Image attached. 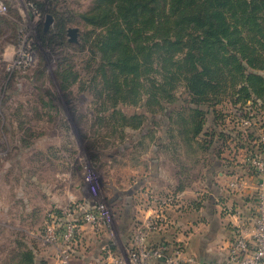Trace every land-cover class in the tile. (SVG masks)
Returning a JSON list of instances; mask_svg holds the SVG:
<instances>
[{"label": "trees", "instance_id": "trees-1", "mask_svg": "<svg viewBox=\"0 0 264 264\" xmlns=\"http://www.w3.org/2000/svg\"><path fill=\"white\" fill-rule=\"evenodd\" d=\"M59 2L32 3L43 18L37 39L58 56L63 91L81 77L67 50L88 49L85 68L98 96L111 103L117 130L142 132L145 113L128 115L117 107L143 104L153 116L174 120L178 146L210 158L218 149L216 157H221L234 142L226 129L228 115L218 109L224 103L234 111L247 106L257 112L264 128V0H93L82 13L65 10ZM47 16L53 24L46 31ZM8 22L0 16V32ZM73 25L84 27L77 44L69 42ZM180 85L187 95L181 104L175 95ZM256 130L251 129L247 141L238 133L235 149L264 158ZM186 187L180 183L178 190ZM107 248L118 255L114 244ZM11 259V264H36L34 250L22 244Z\"/></svg>", "mask_w": 264, "mask_h": 264}, {"label": "rangeland", "instance_id": "rangeland-1", "mask_svg": "<svg viewBox=\"0 0 264 264\" xmlns=\"http://www.w3.org/2000/svg\"><path fill=\"white\" fill-rule=\"evenodd\" d=\"M0 2L7 7L5 12H0V16L9 21L0 32V264H11V258L20 249V244L37 250L39 264H53L54 259H58L61 264L58 245L45 242L49 229L57 227L51 223L49 214L55 207L59 211L64 209L67 217L64 224L70 220L73 209L80 213L82 209L85 211L93 207L94 201L85 182L87 172L92 173L98 181L99 201L105 203L112 212L113 235L110 232L108 234L117 248V254H122L135 234L134 225H130L132 219H129L132 211L129 218L126 221L124 219L125 212L133 208L132 202H128L130 196L122 199L118 197L122 189L129 187L131 171L138 166L139 171L145 170V159L153 156L151 147H158V141L173 145L172 151L169 149L171 156L175 154L169 169L173 176L178 173L179 159L188 157V149L174 142L181 143L177 127L172 125L174 120L162 114L153 116L146 112L143 104L120 105L117 109L124 114L144 112L147 123L142 132L127 130L125 133L117 130L115 119L110 118L111 103L98 96V88L91 82V74L85 68V62L90 56L88 49L82 52L67 50L73 56L75 70L81 77L68 91L61 90L57 75L58 56L43 48L38 41L37 29L43 18L34 14L30 6L34 2L44 3L47 0ZM92 3L93 0L59 2L63 9L77 13L86 12ZM12 10L18 15H13ZM79 30L84 33L83 26H79ZM22 31L28 35L29 42L33 43L34 65L29 71H16L10 75L7 65L21 46ZM175 95L180 97L181 104V100L187 96L182 85ZM45 103L50 106H45ZM218 109L228 115L226 129L232 141H237L238 133L242 134L243 140H249L247 135L255 128L256 137H259L263 126L259 120H262L260 114L258 119L257 112L247 106L234 111L235 108L227 102ZM245 112L248 114L245 115ZM247 115L252 123H256L255 127L247 128L242 124V118ZM234 142L229 144L230 150H225L226 155L231 152V159L241 156ZM201 170L196 167L190 180H198L195 177L199 176L195 175ZM19 194L22 200L18 199ZM16 206L19 210L25 209V213L22 210L14 211ZM26 209H33L34 216L31 217L33 213L30 215ZM66 209L70 212H66ZM17 213L21 219L17 218ZM23 215L27 218L24 219ZM13 225L21 230L9 227ZM94 251L93 247L90 255ZM54 253L58 255L57 259ZM99 259L102 262L98 264L107 261L103 254Z\"/></svg>", "mask_w": 264, "mask_h": 264}, {"label": "crops", "instance_id": "crops-1", "mask_svg": "<svg viewBox=\"0 0 264 264\" xmlns=\"http://www.w3.org/2000/svg\"><path fill=\"white\" fill-rule=\"evenodd\" d=\"M165 145L166 143L163 142L162 147L159 145L151 147L153 156H147L145 159V170L139 171V166L132 170L129 187L118 192L119 199L130 196L128 202H132L133 206L130 212H125V221L132 211L129 219H132L130 225H134L135 231L136 227L146 219L157 216L160 218L161 229L152 234L151 245L168 244L184 247L188 254L196 256L198 264L227 261L237 233L246 231L251 235L256 227L255 186L258 178L243 158L245 150L241 151L240 158L236 159L229 157L231 152L227 155L223 152L221 157H216L219 149L210 158L189 151L188 157L184 160L179 159L178 173L173 176L169 169L175 154L171 156ZM194 147L197 148L196 145ZM196 167L202 169L195 175L199 177L194 176L199 179L191 181L190 177L195 174ZM237 175L247 180L248 188L244 192H235L228 187L229 182ZM180 183L187 185L182 191L177 187ZM21 197L19 194L18 199L22 200ZM56 208L58 207L51 211L49 218L51 223L57 226L58 236L61 237L64 230L63 221L67 217L64 209L59 211ZM20 210L25 213V209L20 208ZM20 210L18 206L14 209L16 212ZM26 212L32 215L33 209H26ZM83 214L84 209L80 213L73 209L70 220L65 222L75 224L80 232L79 240L73 246L74 264L79 262L89 264L92 261L101 263L99 258L102 254L106 256L108 245L114 243L105 227L96 230L85 224ZM16 216L21 219L19 213ZM23 218L27 216L23 215ZM9 227L17 231L21 230L17 225ZM30 234L35 235L33 232ZM93 247L95 251L90 255ZM36 251L34 250L35 254ZM52 263L60 264L58 259H54ZM36 264H39L37 257Z\"/></svg>", "mask_w": 264, "mask_h": 264}, {"label": "built area", "instance_id": "built-area-1", "mask_svg": "<svg viewBox=\"0 0 264 264\" xmlns=\"http://www.w3.org/2000/svg\"><path fill=\"white\" fill-rule=\"evenodd\" d=\"M53 1V0H52ZM33 13L41 16V13L32 4ZM7 7L0 2V12H5ZM21 46L16 55L7 65V72L11 75L16 71H29L34 65V52L32 45L25 32H20ZM242 124L247 128L256 126L251 119L242 118ZM258 142L264 145V128L260 129ZM246 164L254 170L258 182L256 184V227L249 235L246 231H239L236 239L230 247L227 261L223 263L205 262L201 264H264V158L244 154ZM89 194L94 201L93 207L86 208L83 214L85 224L91 225L96 230L106 228L111 235L113 215L110 208L99 201V187L96 177L87 172L85 177ZM228 187L235 192H244L248 183L244 177L235 176L228 184ZM70 212L66 209V212ZM161 229L160 218L151 216L138 225L135 234L124 253L113 255L106 249V264H198L195 255L188 254L184 247L176 245L161 244L153 246L150 244L151 236ZM79 228L71 222L66 223L63 234L58 236L56 229H49L46 243L58 245L57 252L61 264H72V248L78 241ZM89 264H98L90 262Z\"/></svg>", "mask_w": 264, "mask_h": 264}, {"label": "water", "instance_id": "water-1", "mask_svg": "<svg viewBox=\"0 0 264 264\" xmlns=\"http://www.w3.org/2000/svg\"><path fill=\"white\" fill-rule=\"evenodd\" d=\"M52 24H53L52 17L47 16L46 21H45V30L46 31L49 30ZM78 36H79V29L78 28H69L68 29L69 42L77 44L79 42Z\"/></svg>", "mask_w": 264, "mask_h": 264}]
</instances>
